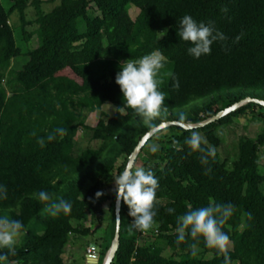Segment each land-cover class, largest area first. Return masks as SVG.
Returning a JSON list of instances; mask_svg holds the SVG:
<instances>
[{"label":"trees","instance_id":"16d2710c","mask_svg":"<svg viewBox=\"0 0 264 264\" xmlns=\"http://www.w3.org/2000/svg\"><path fill=\"white\" fill-rule=\"evenodd\" d=\"M3 1L9 3L7 8ZM47 1L57 3L44 11V0H0V185L7 188V199H0V217L9 216L25 226L23 239L16 244L17 255L10 257L18 264H64L62 256L71 239L94 235L106 222L103 234L94 241L101 264L114 237L116 197L113 190L105 210L103 195L96 198L95 193H105L114 183L140 138L162 122L196 123L244 98L264 100V0ZM29 6L35 10L30 20ZM131 6L138 9L134 18ZM224 7L226 13L221 11ZM12 14H17L22 42L33 34L38 39L19 70L11 67L21 54ZM186 14L206 25L212 22L227 39L213 42L208 55L198 59L189 55L191 45L177 35ZM32 24L36 29L28 32ZM164 30L166 35L160 38ZM154 50L166 57L160 90L166 93L167 111L149 126L125 106L115 76L120 61ZM169 71L179 81L178 90L164 75ZM203 96L211 97L179 110ZM105 103L115 108L110 116L102 110ZM96 110H101L100 117L91 126L87 115ZM244 115L260 120L262 128L254 137L239 138L232 160L216 151L215 158L202 165L201 154L185 143L191 129L175 125L146 141L133 166L141 161V167L152 169L158 178L155 223L148 231L130 230L133 217L121 201L119 245L111 264H223V254L206 247L202 238L195 255L189 245L196 241L190 236L176 243L177 217L211 201L236 208L223 226L230 238L231 264H264V168L260 165L264 107L248 102L194 129L216 149L223 142L220 127ZM58 127L68 129L67 134L44 147L37 143L38 137L46 139ZM79 130L98 145L76 149ZM153 138L160 139L158 151H144ZM206 168H211L207 175ZM41 190L50 193L52 201L71 202V213L53 217L44 211L45 202L35 195ZM168 208L175 211L169 214ZM87 214L94 227L82 223ZM166 249L169 255L163 253Z\"/></svg>","mask_w":264,"mask_h":264},{"label":"clouds","instance_id":"9594fccd","mask_svg":"<svg viewBox=\"0 0 264 264\" xmlns=\"http://www.w3.org/2000/svg\"><path fill=\"white\" fill-rule=\"evenodd\" d=\"M227 12L226 7L221 9ZM166 31H161V37L166 35ZM178 37L188 42L191 46L187 49L189 55L194 58H200L202 55L211 53V45L216 41H225L227 37L215 29L212 22L207 25L204 22H197L190 15H184L178 25ZM237 40L239 37L236 38ZM166 57L160 50H154L137 59H126L119 62L120 71L116 73L115 83L119 86L123 94V102L127 108H131L138 116L143 117L144 123L151 126L152 122L166 112L164 107L166 93L160 90L163 84L161 75L165 68ZM164 75L171 77L172 87L179 89V81L172 72H166ZM183 119V117H181ZM68 129L58 127L50 132L46 139L38 137L37 143L44 147L46 142H51L57 136L63 137L67 134ZM31 135L36 136L35 131ZM176 141L173 140V144ZM185 143L192 152H199L200 162L202 165H208L210 158H215L216 149L210 145L207 138L199 131L191 129V135L186 138ZM153 153L158 151L157 145H152L150 149ZM211 168L205 169L207 175ZM115 197L117 204L123 201L127 205L128 215L133 217L129 228L141 232L148 231L155 223L154 210L157 201V190L159 188L158 178L152 169L144 167L126 166L114 178ZM36 198L45 202L46 211L55 217L63 213L68 215L72 211V204L69 201L60 199L58 202L52 201L50 193L41 190L35 194ZM104 195L102 191L95 193L96 198ZM0 199H7V188L0 185ZM50 202V203H49ZM168 213L175 211L174 208H168ZM236 208L231 203L209 202L207 206L199 208H190L185 214L177 217V240L180 244L185 242L187 237H191L193 243L189 245L192 254L198 251V242L202 238L206 247L216 249L223 254V264H231L228 256L230 238L223 231V226L227 220L235 213ZM247 219H251V213L244 214ZM25 226L22 221L12 219L9 216L0 217V264H18L17 261L11 260L10 257L17 255V240L24 234Z\"/></svg>","mask_w":264,"mask_h":264},{"label":"rangeland","instance_id":"374dc122","mask_svg":"<svg viewBox=\"0 0 264 264\" xmlns=\"http://www.w3.org/2000/svg\"><path fill=\"white\" fill-rule=\"evenodd\" d=\"M57 2H48L47 0H44L42 3V9L44 11H48ZM3 5L7 8L9 6V3L7 1H3ZM130 14L131 17L134 18L135 15L138 12V9L134 6H131L130 8ZM17 14H12L11 15V23H13V32H14V37L16 40L17 45L21 48V54L17 57H15L12 60L11 67L13 70H19L25 64L28 60V56L26 54L27 50L34 48L38 44V39L35 34H33L28 42H22L21 40V30L17 21ZM26 16L27 19H33L35 18V10L33 6H29L26 9ZM36 29V25L32 24L27 26V31L28 32H34ZM211 96H203V97H198L190 102H188L186 105H184L182 108L179 110H188L189 108H192L195 105H200L203 102L207 101ZM102 110L107 114V115H112L115 111L114 106L111 103H105L102 106ZM100 111L101 110H96L94 112L88 113L86 123L93 126L96 124L97 120L100 117ZM262 128V123L258 119H254L250 117V115H244L240 116L238 118H235L233 122L230 125H225L221 126L220 130L222 131L223 134V142L219 144L218 147H216V151L220 155L221 158H227L229 160H232L236 158L237 153H238V140L241 136H250L254 137L257 135V133L261 130ZM159 140L153 138L151 139L145 146L144 151L147 152H152L151 146L152 145H157L159 148ZM98 142L91 140L89 134H84L82 133L81 130L77 132V144H76V149L84 148L87 146H97ZM146 153V152H145ZM143 159H145V156H143ZM139 162V163H138ZM136 163V167H141V161H138ZM260 165L261 168H264V148H261L260 152ZM264 170V169H263ZM115 188V184H111L109 187H107L104 195L101 197L102 205L105 210L108 209L110 200H111V193L113 192ZM82 223L86 226L89 227H94L95 226V221L93 217L89 214L86 215ZM106 226V222L103 223V225L97 230V232L94 235H86V236H75L71 239V242L65 247V252L63 254V260L64 264H88L86 262V254H87V247L91 244H94L95 238L99 237L103 234L104 228ZM23 239V235L17 240V244H20ZM89 244L88 246L86 244ZM231 247V243L229 244V248ZM95 251L99 253V248L96 246ZM165 255H169L171 252L170 250L166 249L163 251ZM207 256H211V254H207ZM100 257V255H99ZM99 257H98V262H99ZM98 264V263H97Z\"/></svg>","mask_w":264,"mask_h":264},{"label":"water","instance_id":"95a60500","mask_svg":"<svg viewBox=\"0 0 264 264\" xmlns=\"http://www.w3.org/2000/svg\"><path fill=\"white\" fill-rule=\"evenodd\" d=\"M248 102H254L257 103L261 106L264 107V100L263 99H258V98H252V97H247L244 98L238 102L233 103L232 105L225 107L224 109L218 111L217 113H215L214 115L200 121V122H196V123H187V122H181V121H177V120H173V121H166V122H162L160 124H158L157 126L151 128L149 131H147L138 141L137 145L134 147L133 151L130 153L126 166L129 165H134L135 159L138 155V153L140 152L142 146L146 143V141L157 131L162 130L166 127L175 125V126H179L185 130H190V129H194V128H200L203 127L211 122L217 121L218 119H220L221 117L227 115L228 113H230L231 111L237 109L238 107L248 103ZM120 206H121V201L119 202V204H117V201L115 199V204H114V213H115V230H114V237L111 241V244L108 248V250L106 251L101 264H111L115 252L118 248L119 245V231H120ZM91 247L95 248L94 244L90 245ZM98 257H99V253L94 251L93 254H86V262L88 264H97L98 263Z\"/></svg>","mask_w":264,"mask_h":264},{"label":"built area","instance_id":"2783aa9c","mask_svg":"<svg viewBox=\"0 0 264 264\" xmlns=\"http://www.w3.org/2000/svg\"><path fill=\"white\" fill-rule=\"evenodd\" d=\"M95 251V248L91 247L90 245L87 247V254H93Z\"/></svg>","mask_w":264,"mask_h":264}]
</instances>
